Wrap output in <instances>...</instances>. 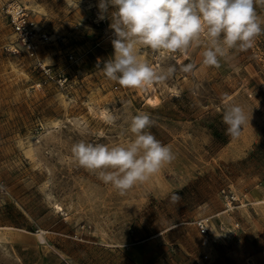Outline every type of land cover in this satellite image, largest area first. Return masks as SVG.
<instances>
[{"label": "rangeland", "instance_id": "obj_1", "mask_svg": "<svg viewBox=\"0 0 264 264\" xmlns=\"http://www.w3.org/2000/svg\"><path fill=\"white\" fill-rule=\"evenodd\" d=\"M98 3L0 0V264H264V34L219 68L202 64L204 41L187 58L144 48L153 67L196 69L129 89L97 70L114 54ZM11 4L45 34L37 57L47 74L21 49L4 13ZM255 10L264 20V5ZM232 104L249 119L236 139L222 122ZM139 113L156 120L148 131L175 159L121 196L71 148L127 144Z\"/></svg>", "mask_w": 264, "mask_h": 264}, {"label": "clouds", "instance_id": "obj_2", "mask_svg": "<svg viewBox=\"0 0 264 264\" xmlns=\"http://www.w3.org/2000/svg\"><path fill=\"white\" fill-rule=\"evenodd\" d=\"M257 2L264 5V0H99L98 18L111 21L114 54L102 67L98 64L97 70L124 88L147 89L171 79L178 70L192 73L196 65L153 67L141 58L140 50L187 58L190 48L202 41V64L219 68L231 50L247 51L264 34V20L255 10ZM116 119L108 115L105 122L113 125ZM222 122L226 135L236 139L249 119L242 106L232 104L223 110ZM155 124L150 114L139 113L128 123L134 138L127 144L109 147L81 140L71 152L80 167L97 174L123 196L175 159L171 147L148 131ZM170 199L179 203L180 196L173 193Z\"/></svg>", "mask_w": 264, "mask_h": 264}, {"label": "built area", "instance_id": "obj_3", "mask_svg": "<svg viewBox=\"0 0 264 264\" xmlns=\"http://www.w3.org/2000/svg\"><path fill=\"white\" fill-rule=\"evenodd\" d=\"M4 13L6 14L9 25L20 42L21 49L30 59L35 61L36 67L43 71L45 74L48 70L42 65L37 57L38 53V42H43L46 39L45 34H41L39 28H37L33 18L29 13L18 4H11L4 8ZM16 52V50H14ZM224 199L228 202L234 200L233 195L228 194L224 190L221 191ZM198 230L201 234L205 235L208 233V224L205 221L197 222ZM59 264H72L69 261L63 260Z\"/></svg>", "mask_w": 264, "mask_h": 264}]
</instances>
